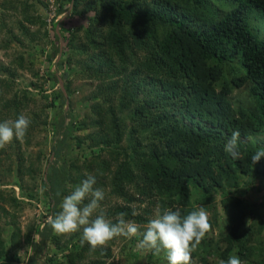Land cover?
<instances>
[{
	"label": "trees",
	"instance_id": "trees-1",
	"mask_svg": "<svg viewBox=\"0 0 264 264\" xmlns=\"http://www.w3.org/2000/svg\"><path fill=\"white\" fill-rule=\"evenodd\" d=\"M69 7L71 18L83 23L66 29L61 28L64 21L54 24L53 27L58 24L60 32H54L53 45L45 58L51 63L57 54L63 56L55 63L60 74L53 78L55 82L62 80L70 101V66L74 61L78 65L76 76L98 83L94 98L98 96L99 105L89 108L95 119L84 125L98 127V131L87 135L91 142L88 143L74 135L75 116L71 111L65 112L59 121L53 120L56 141L52 155L61 166L56 168L51 163L47 174L51 214L57 212L56 207L68 192V169L74 168L75 161L92 150L93 145L112 143L115 147L108 152L109 161L96 156L82 164L86 173H96L94 187L102 185L100 176L113 171L110 196L128 204L134 197L139 201L146 197L159 211L179 209L185 215L196 210L179 207L191 195L188 186L198 196L196 203H201L206 211L216 187L237 188L240 178L254 174L264 178V158L255 165L250 160L258 148L264 147V141L240 143L239 157L233 159L226 154L221 160V151L215 143L210 144L215 137L208 130L197 132L182 122L188 116L201 117L213 125L226 126L229 132L238 130L240 138L264 133V0H58L56 14L68 11ZM59 39L65 49L61 50ZM234 60L236 65L230 68L235 72L232 82L235 86L249 84L252 108L234 109L228 98L232 87L229 79L224 78L223 64ZM4 71L8 70L0 67V72ZM5 83L0 79L1 85ZM57 95L65 103L60 88ZM4 96L0 92V100ZM23 97L28 99L24 91ZM1 101L0 120L1 115L14 120L21 115L24 102L19 95L14 93L8 101ZM122 141L126 145L119 149ZM184 150L187 160L182 169H177L178 163H183V159L179 161ZM199 150L214 153V158L197 161ZM83 177L79 172L76 184ZM174 191H179L181 197L175 199ZM221 207L227 229L224 238L228 242L223 259L235 251L234 245L235 254L247 260L250 252L243 242L249 235L241 233L248 216L246 205L240 197L224 193ZM121 214L126 221L147 222L128 205L115 206L105 216L119 219ZM263 226L259 220L258 234ZM43 228L42 244L49 238L51 223H45ZM18 237L15 228L9 237L10 249H15ZM29 244L34 252L40 249L32 241ZM91 252L101 255L97 249L90 251L88 244H83L78 252L64 256L68 264H75ZM4 253L0 238V258ZM107 255L104 252L100 257ZM46 264L59 263L49 257ZM87 264L103 261L96 259ZM254 264H264V257Z\"/></svg>",
	"mask_w": 264,
	"mask_h": 264
},
{
	"label": "rangeland",
	"instance_id": "rangeland-1",
	"mask_svg": "<svg viewBox=\"0 0 264 264\" xmlns=\"http://www.w3.org/2000/svg\"><path fill=\"white\" fill-rule=\"evenodd\" d=\"M57 6L58 0H0V67L8 70L0 72V79H4L9 84L8 86H5L6 83L0 84V92L5 94L1 100L8 101L14 93L19 95L24 102L21 115L29 120L28 129L22 139L14 138L11 143L0 147V238L6 253L0 258V264H46L49 257L59 264H68L64 255L78 252L82 246V229L63 234L56 233L53 228L52 230L47 229L51 231H49V238L43 244L40 242L44 224L50 223L49 217L53 215L50 210L53 204H51L52 199L49 195L48 170L51 163L56 168L61 166V162L52 155V144L54 145V140L56 141V134L52 127L53 120L58 119L59 121L65 112L71 111L75 116V136L87 140L88 134L98 131V127L84 126L95 119L89 108L99 105L98 96L96 99L94 98L98 83L96 81L89 83L87 79L76 76L75 73L78 69L76 66L78 65L74 61V64L72 63L70 66L72 71L69 77L72 81L70 85L72 100L70 101L66 96L62 80L59 79L55 82V78H53L56 74H60L55 63L63 56L60 53L57 54L51 63H48L45 58L53 45L54 32H60L58 26L60 22L64 21L62 29L76 27L83 23L76 18H71L70 7L68 11H64L60 15L56 14ZM220 14L222 13L220 12ZM31 20H34V23H31ZM56 23H58L56 27H53ZM59 45L61 50L65 49L62 39H59ZM235 61L237 60L230 62L231 64L228 62L223 64L224 78L229 79L232 87L228 98L234 109L238 106L249 109L253 105L252 100L248 97L249 84L244 82L240 86H235L232 82L235 72L230 68H234ZM20 63L23 67L20 66ZM238 75L239 73H236V76ZM59 88L66 97L65 103H62V99L58 98ZM219 88L220 85H217L216 90L219 91ZM23 91L27 93L28 99L23 97ZM1 100L0 108L3 105ZM1 117L3 119L0 121L14 120L5 115H1ZM182 122L188 128L196 129L197 132H202L200 129L203 128L208 130L213 138L215 137L210 144L214 145L215 143L216 149L221 151V160L228 154L224 151V144L230 137L231 131L229 132L226 126L213 125L206 119L196 116H188V118L182 119ZM257 141H264L263 132L252 134L248 138L241 137L238 144H255ZM87 142L91 143L89 140ZM125 145V141H122L119 149ZM113 149L115 147L112 143L93 145L92 150L83 154L81 159L76 160L75 167H71L67 171L66 180L69 186L65 195H68L77 185L75 179L79 172L81 175H85L81 180L96 174L94 170L92 174L86 173L81 167L84 162L91 161L96 156L109 161L111 155L108 152ZM185 153L186 151L181 154L182 158L179 162H182L183 159V163H178L177 169H182L186 162L188 155ZM207 158H214V153L210 154L199 150V154L196 155L197 161ZM112 175L113 171H110V174L106 172L99 178L102 185L98 188L104 192V199L100 202L101 206L97 212L102 211L105 214L115 206L128 205L135 214L143 216L147 222L160 212L157 206L149 204L146 197L142 201L134 197V201L128 204L120 198L110 196ZM238 181L237 188L216 187L213 191L211 201L207 204L208 210H206L210 227L192 251L190 264H219V261L223 259V253L228 247V242L224 238L227 229L221 207L224 193H232L240 197L248 211L241 233L249 235L247 241L243 243L248 247L250 253H248L247 260L245 258L243 260L239 256L242 264H254V261L264 257V226L261 233L258 234L259 220L263 221L264 225V178L254 174L242 177ZM188 187L189 191L191 190V195L186 203L179 207L185 208V210L201 207V203H196L198 196L193 193V188ZM178 192H173L175 199L181 197ZM59 210L58 204L56 211ZM106 218L113 223L118 219L115 216ZM147 222L136 223L139 226V231L131 238L114 237L105 245L97 247L101 255L94 252H91L90 255L85 254L84 259L76 260L75 264H87L96 259L102 260L103 264H168L164 250H161L159 255H153L151 250L140 247L139 242ZM15 228L19 233L17 246L15 249H10L9 237ZM30 241L39 245L40 249L34 252L33 246L29 244ZM232 246L235 251L231 255H234L237 246ZM203 248L206 249L204 254H202ZM104 252H108V255L101 258L100 256Z\"/></svg>",
	"mask_w": 264,
	"mask_h": 264
},
{
	"label": "clouds",
	"instance_id": "clouds-1",
	"mask_svg": "<svg viewBox=\"0 0 264 264\" xmlns=\"http://www.w3.org/2000/svg\"><path fill=\"white\" fill-rule=\"evenodd\" d=\"M28 126L29 120L24 115H18L13 121H0V147L11 143L14 138L22 139ZM239 138L240 132L233 130L224 144V151L233 159L240 155ZM261 158H264V147L258 148L251 155V165H255ZM95 184L94 176L81 180L62 198L60 210L49 217L51 227L58 234L82 229L81 244L86 242L90 251H95L114 237L131 238L139 231V226L134 221L123 219V214L113 223L102 211L97 212L104 199V192L94 187ZM209 227L208 214L203 207L185 215H181L179 209L164 208L145 225L140 247L151 250L153 255H159L164 250L168 264H190L192 251ZM219 264H242V261L234 254L221 259Z\"/></svg>",
	"mask_w": 264,
	"mask_h": 264
}]
</instances>
